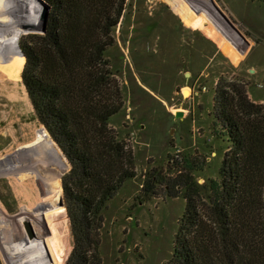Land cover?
Wrapping results in <instances>:
<instances>
[{
    "label": "rangeland",
    "instance_id": "1",
    "mask_svg": "<svg viewBox=\"0 0 264 264\" xmlns=\"http://www.w3.org/2000/svg\"><path fill=\"white\" fill-rule=\"evenodd\" d=\"M15 1L16 18L0 46V62L4 61L8 72L5 81L0 80V234L7 236L15 225L21 242L8 246L19 254L17 258L7 262L2 248L0 256L4 264H37V247L26 233L31 229L42 233L45 229L40 225L51 223L56 256L65 264L74 248L73 229L64 187L62 209L51 177L57 173L61 183L71 167L65 170L60 152L55 145H46L43 135V147L36 141L37 131L47 128L35 113L22 77L25 64L20 42H27L28 34L44 33L47 2ZM213 4L249 42L246 50ZM204 16L217 19L216 29ZM115 37L117 43L107 57L123 85L125 106L112 118L111 126L127 142L126 148L136 153L137 176L126 179L109 201L104 226L96 234L100 239L97 251L102 264H167L175 251L186 200L181 192L179 196L168 192L174 191L170 180H166L169 185H156L154 195L141 200L144 174L156 169L173 178L174 163L182 165L187 157L198 167L195 176L201 185L221 179L232 142L214 114L216 86L220 76L227 77V81L245 84L249 98L264 104V2L126 0ZM4 88L11 97L2 95ZM178 110L183 112L177 117ZM38 177L47 191L45 197H41ZM40 202L51 203L42 211L45 217L25 214L30 210L16 213L20 208L32 210ZM24 239L31 246L30 253H24Z\"/></svg>",
    "mask_w": 264,
    "mask_h": 264
},
{
    "label": "trees",
    "instance_id": "2",
    "mask_svg": "<svg viewBox=\"0 0 264 264\" xmlns=\"http://www.w3.org/2000/svg\"><path fill=\"white\" fill-rule=\"evenodd\" d=\"M45 1L46 32L20 42L26 57L22 77L37 117L71 164L62 177L74 237L65 264H102L96 234L105 210L126 179L137 176L136 153L111 126L125 97L107 53L117 43L126 0ZM205 21L217 27L216 19ZM226 78L218 79L213 109L232 142L221 179L201 185L198 167L187 157L182 165L174 163L173 178L156 169L144 174L141 200L153 196L156 185H169L166 180L174 189L168 192H181L186 200L167 264H264V104L249 98L245 84ZM50 224L32 237L37 264H50L43 243L54 264H61Z\"/></svg>",
    "mask_w": 264,
    "mask_h": 264
},
{
    "label": "bare ground",
    "instance_id": "3",
    "mask_svg": "<svg viewBox=\"0 0 264 264\" xmlns=\"http://www.w3.org/2000/svg\"><path fill=\"white\" fill-rule=\"evenodd\" d=\"M8 5L10 6L11 5V9H9V10H7V8H5V7H8ZM1 6H2V8H1ZM16 10L18 11V9H17V4H16V1L15 0H0V18H3V23H0V46H1V44H2V42L4 41V36H5V33H7V28L10 26V22L13 20V19H15L16 18ZM14 12V14H11V13H13ZM9 13L11 14V15H9ZM2 50V49H1ZM24 56V55H23ZM24 64H25V56H24ZM8 77V72L5 70V64H4V61L3 62H0V80H3V81H5V79ZM18 87V86H17ZM3 91V92H2ZM2 91H1V93H2V95H9L10 97H11V95L7 92V89H2ZM6 92V93H5ZM14 105V104H13ZM8 107V106H7ZM43 131V132H42ZM47 131V130H46ZM45 131V129H39L38 131H37V133H36V141H38L39 143H41V145H42V137H41V135H43L44 137H45V139H46V142H47V144L46 145H55V147L58 149V151L60 152V155H61V157H62V160H63V162H64V168H65V170L66 169H68V168H70L71 167V164L69 163V161L67 160V158L65 157V155L62 153V151L59 149V146L56 144V142L54 141V139L50 136V138H51V141H49V136H48V134H47V132ZM47 137V138H46ZM48 139V140H47ZM39 140H41V141H39ZM42 147H43V145H42ZM40 151V150H39ZM65 170H64V172H65ZM63 172V173H64ZM62 173V174H63ZM58 174L56 173L55 174V179H56V181H57V183H58V188H59V194L60 195H58L59 196V205H61V206H63L62 205V203H61V197H62V195H63V190H62V186H61V183H60V181H59V179H58ZM21 179V178H20ZM45 197V196H44ZM48 197V196H47ZM49 199V201L51 202V200H52V198H51V196H50V198H48ZM51 206V205H50ZM28 209V208H27ZM29 212V213H28ZM26 211L25 212V214H30V213H32L31 211ZM37 214V216L39 215V217H45V215H44V213H42V212H40L39 210L37 211V210H34L33 211V214ZM41 225H44V224H41ZM3 242V241H2ZM24 244L26 245V249H27V251H28V253H30V249H29V247H31L30 246V244H29V242H27V241H25V239H24ZM34 242V241H33ZM37 255H38V258H39V254H38V251H37Z\"/></svg>",
    "mask_w": 264,
    "mask_h": 264
},
{
    "label": "water",
    "instance_id": "4",
    "mask_svg": "<svg viewBox=\"0 0 264 264\" xmlns=\"http://www.w3.org/2000/svg\"><path fill=\"white\" fill-rule=\"evenodd\" d=\"M46 5H47V8H48V11H50V5L49 4H47V3H45ZM213 6H214V4H213ZM215 7V9L217 10V12L221 15V17L223 18V21H225L226 23H227V25H229L230 26V28L239 36V38H240V40H241V42H242V45H243V48L246 50L247 48H248V46H249V42L246 40V38L243 36V34L239 31V29H237V27L234 25V24H232L231 23V21L226 17V15L215 5L214 6ZM49 16V12L47 13V16H46V18H45V22H47V17ZM43 32L45 33L46 32V23H45V26L43 27ZM21 53L24 55V53L21 51ZM25 56V55H24ZM25 59H26V57H25ZM188 76V75H187ZM182 110H178L177 112H176V115H177V117L178 116H181L182 115ZM55 141V140H54ZM57 144V143H56ZM59 146V145H58ZM64 177V176H63ZM61 184H62V180H61ZM62 188H63V185H62ZM61 203H62V205H64V202H63V200H62V198H61ZM50 204L51 203H48L47 205H45V207L42 209V210H40V212H42V211H46V209H48L49 207H50ZM38 211V210H37ZM67 214V213H66ZM26 227V230L28 231V230H30L31 228L29 227V226H25ZM29 232V235L26 233V235L27 236H30V237H36L37 236V233H36V231H35V229H31L30 231H28ZM36 234V236H34ZM47 246H46V244L45 243H43L42 244V249H43V251H44V253H45V255H46V258H48V260H49V263L50 264H54V259H53V257L51 256V253H50V251L49 250H47ZM66 264H67V262H66Z\"/></svg>",
    "mask_w": 264,
    "mask_h": 264
},
{
    "label": "crops",
    "instance_id": "5",
    "mask_svg": "<svg viewBox=\"0 0 264 264\" xmlns=\"http://www.w3.org/2000/svg\"><path fill=\"white\" fill-rule=\"evenodd\" d=\"M201 17V16H199ZM205 17V16H204ZM206 18H211V17H205ZM214 19V18H212ZM217 20V19H216ZM217 25H218V21H217ZM216 29V28H215ZM223 44H225L223 42ZM7 226H9V224H7ZM10 227V226H9ZM11 229H9L10 231L8 232L7 236H4L2 234H0V242L2 247H0V249L2 248V254L4 255L6 261L8 262L9 259H13V258H17L19 256L18 253L13 252L12 250L14 249H9V245H12L14 241H20L21 242V237H20V233L16 232V227L15 225H11ZM3 241V242H2ZM17 252V251H16ZM20 252V251H19ZM28 251L25 250L24 253H27ZM21 254H23L22 252H20ZM1 254V253H0ZM23 256V255H21ZM17 262V261H16ZM15 262V263H16ZM29 263V262H28ZM27 263V264H28ZM9 264V263H8Z\"/></svg>",
    "mask_w": 264,
    "mask_h": 264
},
{
    "label": "flooded vegetation",
    "instance_id": "6",
    "mask_svg": "<svg viewBox=\"0 0 264 264\" xmlns=\"http://www.w3.org/2000/svg\"><path fill=\"white\" fill-rule=\"evenodd\" d=\"M37 181H38V183H39V188H40V191H41V197H44V196H46V194H47V191H46V189H45V186H44V183H43V181L40 179V177H38L37 178ZM48 203H42V202H40V203H37L35 206H33L32 207V210L29 208V209H22V208H20L19 209V211L18 212H16L17 214H20V212H25V210H30V211H34V210H42L44 207H45V205H47ZM33 214V212L32 213H30V215H32ZM26 225L27 226H29L30 225V222L29 221H27L26 222ZM30 227V226H29ZM35 231H36V229H35Z\"/></svg>",
    "mask_w": 264,
    "mask_h": 264
}]
</instances>
